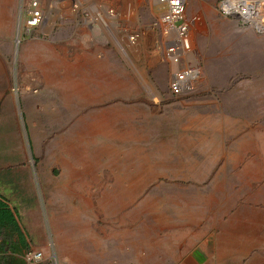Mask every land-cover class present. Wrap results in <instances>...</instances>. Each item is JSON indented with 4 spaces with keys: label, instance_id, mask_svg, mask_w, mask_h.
<instances>
[{
    "label": "rangeland",
    "instance_id": "374dc122",
    "mask_svg": "<svg viewBox=\"0 0 264 264\" xmlns=\"http://www.w3.org/2000/svg\"><path fill=\"white\" fill-rule=\"evenodd\" d=\"M76 1L77 9L72 0H0L7 16L0 60L9 91L42 90L28 79L46 75L49 44L61 38L64 44L65 25H75L71 18L86 28H112L124 47L148 38V28L159 59L145 66L143 53H117L125 75L113 97L109 90L98 103L107 112L104 123L87 130L88 149L78 150L87 162L64 172L47 161L50 172L39 183L41 219L17 213L19 232L1 238L7 240L1 264H181L203 240L211 245V264H264V32L224 16L221 0H187L185 14L195 26L188 58L198 74L191 89L176 95L159 0ZM98 3L106 5L107 24L96 19ZM35 7L41 17L31 25ZM128 9L135 25L123 30L117 19L119 32L110 18ZM42 97L46 103L49 96ZM33 123H42L35 134L44 160L51 155L48 143L63 135L53 119ZM77 136L73 131V140ZM20 234L29 238L26 247ZM30 249L42 250L43 258L29 263Z\"/></svg>",
    "mask_w": 264,
    "mask_h": 264
},
{
    "label": "crops",
    "instance_id": "0c3cea01",
    "mask_svg": "<svg viewBox=\"0 0 264 264\" xmlns=\"http://www.w3.org/2000/svg\"><path fill=\"white\" fill-rule=\"evenodd\" d=\"M113 1L107 0L106 4ZM77 4L78 1L72 0V7L76 5L77 9L80 7ZM105 8V4L98 3L96 6V9L102 10L104 14L102 23H106L107 20ZM124 13L123 11L118 18H110L111 24L119 32L135 25L134 14H129V9L127 15ZM117 19H120L123 30L119 27ZM2 20L7 21V16L3 17L0 10V25L3 26ZM69 20H74L75 25H65L62 31L65 36L64 44L63 38L57 39L59 44L55 42L49 44L48 51H50L47 53L52 59L49 61L47 71L44 70L46 75L28 79L31 83H40L41 91L28 90L24 95L9 91V81L5 75L7 67L0 60V195L14 211L15 216L17 213L22 219L27 216L36 223L41 219L40 204L38 205L39 183L45 179L43 172L48 174L50 172L47 161L59 163L64 172H72V164L87 162V155L79 152L88 149L87 130H96L97 125H103L104 121L100 120V117L107 113L103 110L104 104L98 105V103L106 100V92L109 94V90L113 97V88H118L120 77L125 75L117 53L125 48H129L130 52L135 54L143 53L145 66H150L147 64L159 59L158 45L153 41L155 34L148 28H145V35H148V38L141 39L138 44H127L124 47L117 39L120 35L118 32L117 35L114 34L112 28L107 30L100 25L86 28L80 25L77 18ZM192 26L195 27L194 22ZM194 31L196 32V29ZM109 41L112 46L108 45ZM123 41L127 42L125 38ZM149 51H152V54L148 53ZM46 95L49 96L48 101L40 103L42 96ZM15 98L17 104L14 102ZM19 111L29 112L32 120L27 121L23 112L19 120L17 116ZM36 111H39L38 116L35 115ZM38 117L58 122L57 130L62 133L61 136L63 135L57 141L48 143V148L52 149L51 155L44 160L39 157L40 139L35 134L40 133L39 126L43 120L38 125L33 123ZM30 122H32L33 137L29 138L27 125ZM105 122L108 124L109 120ZM21 128L27 132L26 138ZM73 131L78 133L79 139L73 140ZM41 164L46 166L41 167ZM67 177L71 179L69 175ZM67 188L70 189L69 186ZM13 199L16 200V207L12 204ZM24 238L26 243H30L27 236ZM210 247L209 241L203 240L197 250L188 254L181 264H211L208 259Z\"/></svg>",
    "mask_w": 264,
    "mask_h": 264
},
{
    "label": "built area",
    "instance_id": "2783aa9c",
    "mask_svg": "<svg viewBox=\"0 0 264 264\" xmlns=\"http://www.w3.org/2000/svg\"><path fill=\"white\" fill-rule=\"evenodd\" d=\"M159 2L165 8L162 21L171 25L174 35V38L168 42L166 51L173 69L170 88L173 94L178 95L192 88L198 74L194 66L189 64V58L192 56L188 58V53L190 54L194 50L195 34L185 14L187 0H159ZM33 4L36 6L38 2ZM246 4L244 0H221L219 9L224 16L233 17L231 15L233 10L229 9V7L235 5L236 8L242 9L241 11L239 9L236 11L246 15ZM30 12L33 16L29 19V24L36 25L40 21L41 11L35 7ZM243 19L248 22L246 16H243ZM191 60L193 62L192 58ZM42 258L43 251L40 249H30L25 253V259L29 263L39 261Z\"/></svg>",
    "mask_w": 264,
    "mask_h": 264
},
{
    "label": "bare ground",
    "instance_id": "6f19581e",
    "mask_svg": "<svg viewBox=\"0 0 264 264\" xmlns=\"http://www.w3.org/2000/svg\"><path fill=\"white\" fill-rule=\"evenodd\" d=\"M244 1L245 3H247L246 4V10H247L246 15L241 14L240 11L242 9L236 8L235 5L232 7H229V9L233 10L231 15H233L234 18L238 19L243 24H248L250 26H253L255 30L259 32H264V0H244ZM237 9H239L240 11H236ZM95 16H96V19H98L99 21H102L105 18L102 10H98ZM243 16H246L248 22L244 21ZM164 24L166 25L165 30H164L165 34L169 36L170 39H173L174 35L172 32V27H170L171 25L167 23H164ZM170 39L168 40V42L170 41Z\"/></svg>",
    "mask_w": 264,
    "mask_h": 264
},
{
    "label": "trees",
    "instance_id": "16d2710c",
    "mask_svg": "<svg viewBox=\"0 0 264 264\" xmlns=\"http://www.w3.org/2000/svg\"><path fill=\"white\" fill-rule=\"evenodd\" d=\"M15 232H19V224L17 222L14 211L9 207L8 203L3 199L0 195V239L5 237L6 234H12ZM19 242L23 247L27 246L25 238L23 235H18ZM7 242L0 243V252L4 251V245ZM2 261L0 260V264Z\"/></svg>",
    "mask_w": 264,
    "mask_h": 264
}]
</instances>
